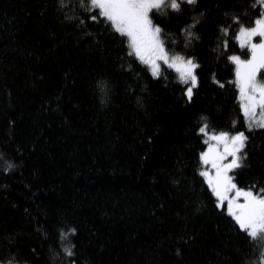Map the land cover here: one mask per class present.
Instances as JSON below:
<instances>
[{
    "label": "trees",
    "instance_id": "trees-1",
    "mask_svg": "<svg viewBox=\"0 0 264 264\" xmlns=\"http://www.w3.org/2000/svg\"><path fill=\"white\" fill-rule=\"evenodd\" d=\"M255 3L155 13L169 49L198 62L189 100L174 70L153 77L103 18L88 19L89 0H0V264H264V235L239 231L200 175L196 132L201 115L209 131L244 130L231 175L261 193L264 127L247 128L227 60L249 50L225 15L251 26ZM197 14L200 39L186 47Z\"/></svg>",
    "mask_w": 264,
    "mask_h": 264
},
{
    "label": "snow or ice",
    "instance_id": "snow-or-ice-1",
    "mask_svg": "<svg viewBox=\"0 0 264 264\" xmlns=\"http://www.w3.org/2000/svg\"><path fill=\"white\" fill-rule=\"evenodd\" d=\"M80 2L81 5L84 4V0ZM183 2L184 0H89V11H98L88 19L96 21L103 18L106 25L120 34L129 53L148 66L153 77L161 74L163 66L174 70L178 74L177 79L184 85V94L191 100L193 88L198 84V62L193 56L169 49L161 25L154 21L157 11L163 12L166 8L181 11ZM187 3L195 4L196 0H187ZM64 4L65 0H60L61 7ZM257 4L260 6V14L254 18L251 26L240 23L239 16L225 13L240 24L234 40L241 48L249 50L247 58L235 52L227 56V60L235 65L234 77L239 92L240 111L249 129L253 126L264 127V81L258 79V75H264V0H256L253 7ZM200 15L194 16L191 23L181 29L185 32L186 47L193 37L200 39L196 32L191 31ZM220 32L226 37L223 47L227 49L230 28L220 25ZM168 35L171 36V33ZM212 79L223 86L222 81L216 80L215 74ZM100 86L103 87V84ZM200 120L203 122L196 128V132L208 139L202 141L205 146L198 153L203 165L198 171L215 197V204L223 208L226 203V212L243 234L250 238L264 235V194H261L264 189L258 193L251 186L240 187L230 174V170L242 164L243 156L246 155L241 154L248 139L245 131H209L207 118L201 115ZM12 167L14 165L9 162L4 171ZM75 231L74 227H69L67 232L60 229V235L62 238L67 237L70 232ZM64 251L71 253V246H65Z\"/></svg>",
    "mask_w": 264,
    "mask_h": 264
},
{
    "label": "rangeland",
    "instance_id": "rangeland-1",
    "mask_svg": "<svg viewBox=\"0 0 264 264\" xmlns=\"http://www.w3.org/2000/svg\"><path fill=\"white\" fill-rule=\"evenodd\" d=\"M254 39H258V38L254 37ZM246 58H247V57H246ZM258 79L261 80V81H264V78H263V79H260L259 76H258ZM257 114H259V112H258ZM253 127H256V126H253ZM230 133H231V132H230ZM206 139H208L207 136H205V140H206ZM228 158H230V156H229ZM230 174H231V170H230ZM224 206H225V209H226V203L224 204ZM2 264H5V263H2Z\"/></svg>",
    "mask_w": 264,
    "mask_h": 264
}]
</instances>
